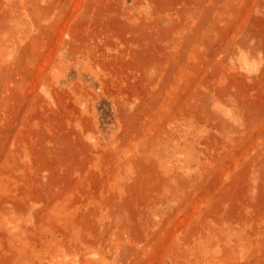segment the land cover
Here are the masks:
<instances>
[{
	"label": "rangeland",
	"instance_id": "rangeland-1",
	"mask_svg": "<svg viewBox=\"0 0 264 264\" xmlns=\"http://www.w3.org/2000/svg\"><path fill=\"white\" fill-rule=\"evenodd\" d=\"M0 264H264V0H0Z\"/></svg>",
	"mask_w": 264,
	"mask_h": 264
}]
</instances>
